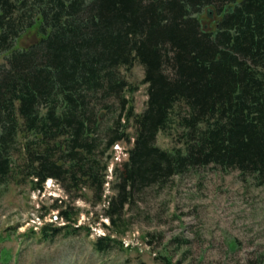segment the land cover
<instances>
[{
    "label": "trees",
    "instance_id": "obj_1",
    "mask_svg": "<svg viewBox=\"0 0 264 264\" xmlns=\"http://www.w3.org/2000/svg\"><path fill=\"white\" fill-rule=\"evenodd\" d=\"M203 10L217 17L213 31L202 26ZM35 25L39 40L16 47ZM4 53L0 185L29 179L42 188L51 178L70 196L87 189L100 202L105 152L132 139L113 169L111 221L136 190L199 166L236 168L264 188V0H0ZM135 61L147 84L139 113L115 72ZM109 96L121 112L100 138ZM171 122L182 145L161 148L156 136ZM59 229L46 223L40 237ZM113 241L100 235L95 247Z\"/></svg>",
    "mask_w": 264,
    "mask_h": 264
},
{
    "label": "rangeland",
    "instance_id": "obj_2",
    "mask_svg": "<svg viewBox=\"0 0 264 264\" xmlns=\"http://www.w3.org/2000/svg\"><path fill=\"white\" fill-rule=\"evenodd\" d=\"M199 17L205 30L215 29L216 15L203 10ZM39 37L35 25L15 46L27 48ZM5 55L0 54V63ZM115 72L126 79V97L141 112L147 99L142 66L135 61L130 69L121 66ZM105 103L100 138L121 112L114 96ZM126 131L131 135L134 129L130 125ZM180 131L171 122L157 134L156 144L181 146ZM132 141H119L105 152L110 158L100 202L87 189L70 196L51 178L42 188L29 179L0 185V264H264V188L236 168L209 164L145 186L111 221L106 206L115 195L113 169L126 159ZM62 210L69 211L68 220L59 217ZM46 223L60 229L43 240L40 228ZM100 235L114 239L103 251L95 247Z\"/></svg>",
    "mask_w": 264,
    "mask_h": 264
}]
</instances>
